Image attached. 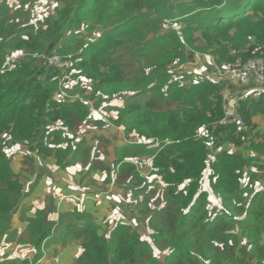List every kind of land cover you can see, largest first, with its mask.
I'll use <instances>...</instances> for the list:
<instances>
[{
    "label": "trees",
    "instance_id": "trees-1",
    "mask_svg": "<svg viewBox=\"0 0 264 264\" xmlns=\"http://www.w3.org/2000/svg\"><path fill=\"white\" fill-rule=\"evenodd\" d=\"M53 1V16L38 27L26 2L14 13L8 0L0 3V249L15 243L35 254L5 264H38L53 243H78L74 264H264V131L256 122L264 123V92L242 102L249 132H240L236 123L220 124L222 94L233 89L216 75V68L264 59V0ZM21 51L27 58L9 71L6 55ZM37 54L72 56L65 77L81 89L61 97L62 72L42 68ZM203 56L212 76L193 79L184 69ZM119 99L125 107L111 121L129 142L115 150L104 182L125 187L113 207L123 216L135 209L138 219L100 233L96 217L79 206L57 222L53 205L20 211L36 186L26 191L13 171L15 148L28 147L39 160L54 157L62 170L89 163V173L103 170L84 133L95 110ZM202 131L208 137L198 139ZM153 182L163 190L160 205H150ZM19 211L28 223L22 234L13 228Z\"/></svg>",
    "mask_w": 264,
    "mask_h": 264
},
{
    "label": "rangeland",
    "instance_id": "rangeland-1",
    "mask_svg": "<svg viewBox=\"0 0 264 264\" xmlns=\"http://www.w3.org/2000/svg\"><path fill=\"white\" fill-rule=\"evenodd\" d=\"M2 0H0V3ZM19 2L21 0H13L11 2V11L14 13L15 8L19 6ZM21 7V5L19 6ZM58 7V3L53 0H29L27 8L24 12H32L33 14H36V17L34 18V23L36 24V27H38L41 23L45 21L46 18L53 16L55 12V8ZM60 8H63V5H59ZM30 15L28 14L27 17L15 15L14 16V22H21L22 20H25L29 18ZM13 22V23H14ZM41 22V23H40ZM40 23V24H39ZM170 25V22H167ZM181 33V30H179ZM83 34H85L84 30L82 31ZM27 38V37H26ZM9 52V51H8ZM22 54H25V51L21 52H10L6 55L7 64L9 66V71H15L18 69V64L20 62L14 61L15 59L19 58ZM197 63L190 69V71H187L184 69V72L186 73H192L193 79H197L200 77H207L210 78L212 76V69L207 72L208 64H209V58L208 56L203 57H197L196 58ZM74 66V65H73ZM73 66L71 70L73 69ZM184 72L177 71L175 72V75L177 79L180 78V80L184 79V82L188 84L190 82V79L183 78L184 75H186ZM63 73V72H62ZM66 73V72H65ZM64 73V74H65ZM59 86L60 91H63L61 93V97L65 96H72L74 93H76L79 89H77V82L71 81V76L69 78H66L64 75L60 76L59 78ZM92 84L90 80L85 82V86L90 87ZM89 96L91 95V92L87 93ZM86 94V95H87ZM68 98V97H66ZM107 108H114L123 110V107H125V100L119 99L114 100L109 105H104L101 109L95 110L96 119L94 120V124H98L97 122H102L101 126L97 125L96 127V135L92 137V141L89 143L90 145H93L94 143H99L101 148V153H99V150H94V152L98 153L99 160L104 159V154L106 155V158L104 161L106 162H115L112 158L109 156V150H108V144L107 141L115 144L117 141L113 139V136H116V129L119 133L122 134V137L125 141V143L129 142V140H125V136L123 133V130L117 128L114 126L113 121L110 120L112 118V115H114L115 119H117L118 114L116 113H110ZM259 119V118H257ZM260 128L262 131H264V123H260ZM60 126H54L52 127V130L58 129ZM92 135H89L88 137H91ZM155 147H158L156 145ZM19 152L14 153L13 156V162H12V169L16 174H21L22 176V183H24L25 190H33V194L28 196V198L24 199V201L21 204L20 211L24 209L25 207H29L33 204H35L36 207H34L33 211L35 212L37 208L41 207L42 209L53 205L57 207V214L61 215L66 212L73 211L76 206L80 208V210H83L89 214H92L96 217V224L102 225V230L100 233H103L104 230L107 232H111L118 223H125L126 225H131L130 218L138 219L137 213L135 209H131L130 213L127 214V217H118V211L113 207L115 200L113 198H117L119 196H122L127 190L125 187L119 188L115 187V185L112 183V188H109L108 185L106 187H101L103 185V182L99 181L97 186H94L92 184H89L90 179H92L93 175L87 176L80 184H78V189L74 190L73 192H64V188H69L70 182L76 181L80 176L76 172L74 175H70L66 170H62L60 168H57L55 166L56 158H48L46 160H39L33 156V153L28 152V147L20 148L17 147ZM10 154H12V151H10ZM29 162H32V165L29 166ZM102 162V161H100ZM103 166H101L102 169ZM98 170L103 172L105 171L106 167L103 168V170ZM94 172V171H92ZM84 173H86L84 171ZM153 180V179H152ZM152 180L149 182L151 183ZM117 181L116 175L114 176V182ZM88 185V186H87ZM264 183H261L259 185V188H263ZM204 189L208 187V181L207 176L203 183ZM108 190L109 193H103L107 196V200H103V198H97L96 194L94 192H103ZM107 192V191H106ZM147 193H149L148 197L150 198V205H160L163 201V190L160 186L159 182H153L152 185L148 186ZM55 197H54V195ZM109 195V196H108ZM143 196H140V200H142ZM212 202H218V198L212 194L211 199ZM78 201H82L84 205L79 203ZM130 201H135L134 197L130 198ZM161 202V203H160ZM160 203V204H159ZM20 211L14 216L13 218V228L20 231V234L23 233L24 229L28 225L26 221L21 220V213ZM134 213V214H132ZM27 215H30V213H27ZM111 217V225L110 221H107L105 218ZM52 218V215L50 216ZM108 224V227L106 224ZM135 221L133 220V223ZM140 226H144V230H139L140 236L144 235V237L149 236V232H147V227L145 223H139ZM81 253V249L78 245H71L70 247L66 249H62L61 245L59 243H53L48 248L45 249V254L40 259L38 264H74L75 259L77 256ZM34 253H32L30 250H28L26 247H19L16 246L15 243H11L8 245H5L4 247H1L0 249V264H4V262L10 260L14 261L16 259H23L25 257L29 259L34 258ZM160 260L164 262L165 256H161Z\"/></svg>",
    "mask_w": 264,
    "mask_h": 264
},
{
    "label": "built area",
    "instance_id": "built-area-1",
    "mask_svg": "<svg viewBox=\"0 0 264 264\" xmlns=\"http://www.w3.org/2000/svg\"><path fill=\"white\" fill-rule=\"evenodd\" d=\"M27 53L22 54L19 58L14 61L21 62L23 59L27 58ZM33 59L38 60V65L40 64L42 68H47L49 70L55 69L59 72H63L62 75L65 76V72L71 70L73 64L71 63L72 56L66 58L59 55H33ZM65 73V74H64ZM216 75L220 81H232L236 80L238 83H245L250 81L252 78H255L259 84L264 85V59L261 57H256L248 60L246 63L242 64L237 69L230 68H216ZM264 92L263 88H258L254 93H246L232 97L230 92L224 90L222 94V105L224 110V119L220 122L223 125H229L230 123H236L240 132H249V128L243 120V117L240 113V108L242 102L246 101L253 94H261ZM207 132L202 131L197 136L198 139H202L208 136H205Z\"/></svg>",
    "mask_w": 264,
    "mask_h": 264
},
{
    "label": "crops",
    "instance_id": "crops-1",
    "mask_svg": "<svg viewBox=\"0 0 264 264\" xmlns=\"http://www.w3.org/2000/svg\"><path fill=\"white\" fill-rule=\"evenodd\" d=\"M9 1V4L11 5V2L13 1V0H8ZM28 1L29 0H21V2H19V6L20 5H22L24 2H26V4L28 5ZM27 5H26V7H25V9L27 8ZM17 7V8H15V10L16 9H18V8H20V7ZM12 7V6H11ZM14 10V11H15ZM231 87H229V88H231V89H233V93L231 92V94H235L234 95V97H236L237 95H241V94H246V93H254L255 92V90L256 89H258V88H263L264 86H260L259 85V82L257 81H255V80H250V81H248V82H245V83H238L236 80H232L231 81ZM114 109V108H113ZM116 113L117 114V112H116V109H114V110H111L110 111V113ZM112 115V118H110V120H113V119H115V117H114V115L113 114H111ZM113 121H115V120H113ZM256 122L257 123H262L261 121H260V118L259 119H256ZM98 124H95L93 127H90L88 130H87V132L86 133H84V134H86L87 136H89V135H92L91 137H87V140H88V145L90 146V147H92L93 148V154H92V156H95V154H98V153H96V152H94V150H99V153H101V148L102 147H100V145H99V143L97 142V143H94L93 145H90L89 143L92 141V137L94 136V135H96V127H97V125H100L101 124V126H105V127H108V126H106V125H102L103 123L102 122H97ZM116 136H113V139H115L116 141H117V143H115V144H113V143H111V142H109V141H107V144H108V150H109V156H110V158H112L114 161H115V150L119 147V146H122V144H121V142H122V134L121 133H119L118 131H117V129H116ZM17 151H19L17 148H15ZM104 156V159L103 160H99V161H102V162H100L102 165H104L105 167H106V169H105V171H103V172H101V171H99V173H97V171H94V172H91V173H89L88 172V170H89V167H90V164L91 163H89V165L87 166V167H83V166H81V165H76V166H74V167H72V168H70L67 172L70 174V175H74L76 172L79 174V178L76 180V181H72V182H70V186H69V188H64V192H73L74 190H77L78 189V184H80L85 178H87V176H89L90 174L91 175H93L92 176V179H90V181H89V183H88V185L89 184H92V185H94V186H97L98 185V182L99 181H101V182H103V185L101 186V187H106V185H108L109 186V188H111V189H113L112 188V183L111 184H106L104 181H105V179H106V173H107V171L108 170H111V171H113V163L114 162H106V161H104L105 160V158H106V155L104 154L103 155ZM84 171L86 172V173H84ZM87 185V186H88ZM107 191V192H106ZM106 191H103V192H101V191H99V192H94V194H96V197L97 198H99V196H100V198H103V200H107L106 198H107V196L105 195V194H103V193H109V191L108 190H106ZM125 194V193H124ZM54 195V194H53ZM109 196V195H108ZM54 197H55V195H54ZM132 196H130V198H131ZM28 198V197H27ZM114 200H115V203L117 204V201H116V199L115 198H113ZM79 203H81L82 205H84L83 203H82V201H78ZM115 203H114V205H115ZM129 203H132L131 201H130V199H129ZM31 206H34V207H36L35 206V204H33V205H31ZM79 206V205H78ZM77 207V206H76ZM26 208V207H25ZM129 210H131V209H129ZM116 211H118V217H123V218H125V217H127V214H126V216H123L124 214H123V209H116ZM28 213H30V212H28ZM32 213V212H31ZM31 213H30V215H31ZM129 213H130V211H129ZM30 215H28V216H30ZM59 216L60 215H58L57 214V212H56V214H53L52 215V220L53 221H58L59 220ZM110 219V225H111V221H113V220H111V217H106L105 219ZM108 227V226H107ZM72 245H78L79 246V244L78 243H73ZM29 250V249H28ZM33 253V252H32ZM31 260V259H30ZM6 262H10V263H13L12 261H10V260H8V261H6ZM6 262H4V264L6 263Z\"/></svg>",
    "mask_w": 264,
    "mask_h": 264
}]
</instances>
